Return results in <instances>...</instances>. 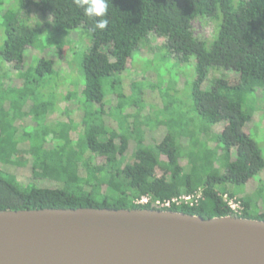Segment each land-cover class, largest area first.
<instances>
[{"label": "trees", "instance_id": "1", "mask_svg": "<svg viewBox=\"0 0 264 264\" xmlns=\"http://www.w3.org/2000/svg\"><path fill=\"white\" fill-rule=\"evenodd\" d=\"M106 3L104 16L89 18L75 0L35 2L37 11L51 20L48 38L55 49L49 48L51 53L45 49L33 66H26L34 58L27 61V52L38 45L45 28L42 24L29 25L21 16L32 1L21 0L20 6L4 11L5 39L0 50V210L161 209L154 205L156 200L201 190L199 204L174 205L168 210L207 219L232 215L264 220V207L253 217L249 213L250 201L242 196V215L234 214L224 201L225 195L236 196L228 184L245 185L264 171L263 150L249 130L259 102L258 90L264 92V0ZM200 17L219 23L212 41L194 35L193 21ZM100 19L108 20L103 30L94 26ZM79 28L91 32L92 45L82 60L84 83L65 96V100L77 101L83 113L81 129L74 139L71 134L77 126L73 118L57 119L51 125L47 122L57 97L55 93L49 96L48 87L57 75L54 53L61 57L66 53L61 36ZM152 34L166 39V54L176 61H195L192 98L194 111L203 120L199 130L205 135L213 131V126L224 123L209 141L197 139L185 124L180 132L172 128L161 141L150 143L145 130L134 122L128 123L132 116L124 115V109L128 105L143 106L144 82L134 81L132 94L127 96L121 74ZM217 70L232 72L237 80L216 77L204 89L210 74ZM109 96L116 100L113 112L106 108ZM169 108L165 104L167 111ZM64 114L69 116L70 109ZM112 114L122 117L117 118L118 128L106 124L104 116ZM185 135L189 137L187 146L181 141ZM131 141H135L136 148L132 159L126 161ZM183 158L188 160V170L181 163ZM25 167L30 168L31 175L20 179L16 170ZM143 196H150L151 201L137 203Z\"/></svg>", "mask_w": 264, "mask_h": 264}, {"label": "water", "instance_id": "2", "mask_svg": "<svg viewBox=\"0 0 264 264\" xmlns=\"http://www.w3.org/2000/svg\"><path fill=\"white\" fill-rule=\"evenodd\" d=\"M0 264H264V220L141 208L0 210Z\"/></svg>", "mask_w": 264, "mask_h": 264}, {"label": "rangeland", "instance_id": "3", "mask_svg": "<svg viewBox=\"0 0 264 264\" xmlns=\"http://www.w3.org/2000/svg\"><path fill=\"white\" fill-rule=\"evenodd\" d=\"M0 50L3 47L5 39V25L3 14L8 8L20 6L21 0H0ZM32 4H28L21 12V16L29 25L35 26L42 24L45 28L44 35L37 41L38 45L34 49L27 52L26 60L30 61L33 57L32 64L27 63L26 66L35 65L36 59L40 57L44 50L55 49L50 45L48 35L52 30L50 18L42 16L36 9L34 4L38 0H30ZM2 13V14H1ZM219 23L209 18H197L193 21V31L197 38L212 41ZM63 50L66 53H54L57 57L56 70L57 75L52 80V84L48 87L50 90V97L57 95L54 102V108L47 114V122L51 125L57 119L67 121L69 117L73 118L77 126L76 130L72 132V137H78L79 129H81V117L83 115L80 105L77 101L65 100V96L70 92L77 90L84 83L82 75V60L88 49L92 45V34L86 28H79L69 32L68 35H62L60 38ZM166 39L152 34L148 40L140 45V49L136 52L133 59L130 61L129 68L121 74L123 87L127 96H131V85L134 81L144 82L145 101L141 108L135 106H127L124 109L125 114H131L132 119L128 123H136L139 127L146 131L147 142L154 143L161 141L170 129L178 132L183 126L187 124L189 131L194 132L197 139L208 140L212 138L214 133L220 131L224 123L213 126V131L201 134L199 126L202 125L203 120L194 111V102L192 98L194 81L196 79L195 61L194 63H181L176 61L174 57L166 54L164 45ZM51 46V47H50ZM164 49V50H163ZM51 50H48V53ZM167 57H166V55ZM43 56V55H42ZM194 60V59H193ZM6 64V63H5ZM4 64V65H5ZM1 66V62H0ZM6 66V65H5ZM8 67V65H7ZM6 70L2 74H5ZM225 76L230 81L237 80V75L232 72L213 71L210 74L209 81H207L203 88L207 89L210 85V80ZM161 83L160 86L158 84ZM161 87V88H160ZM257 96L259 98L258 106L254 114L252 123L249 129L252 137L258 141L264 153V92L258 90ZM165 99V102H164ZM109 104L106 106L108 112L115 111L116 100L109 96ZM169 104V111L165 109V104ZM66 109H70V115L64 114ZM114 115H106L104 119L110 128H118L119 120ZM120 119V120H121ZM167 122V123H166ZM149 123L148 125H146ZM162 123V124H161ZM78 130V131H77ZM22 133V132H21ZM20 133V134H21ZM196 140V138H195ZM181 141L187 146L189 144V137L183 136ZM25 146V144L23 145ZM135 141H131L127 153L126 161L132 159L135 151ZM182 165L189 169L188 160L181 159ZM220 164V161L218 160ZM16 173L19 178H25L31 175L29 167L17 168ZM227 188L236 194L235 197L242 196L250 201L249 213L256 217L261 207H264V171L245 185L228 184ZM242 201V200H241Z\"/></svg>", "mask_w": 264, "mask_h": 264}, {"label": "built area", "instance_id": "4", "mask_svg": "<svg viewBox=\"0 0 264 264\" xmlns=\"http://www.w3.org/2000/svg\"><path fill=\"white\" fill-rule=\"evenodd\" d=\"M202 197L201 190L197 191L196 193L191 194H183L180 196H175L171 199L167 200H156L154 202V205L157 208H161L160 210H168L169 208L173 207L174 205L181 206V205H190L194 206L199 204V200ZM151 201L150 196H143L140 200L137 201V203L140 204H148ZM224 201L228 204V206L232 209L234 214L236 215H242L244 213V205L243 201L238 199V197H231L229 195L224 196Z\"/></svg>", "mask_w": 264, "mask_h": 264}, {"label": "clouds", "instance_id": "5", "mask_svg": "<svg viewBox=\"0 0 264 264\" xmlns=\"http://www.w3.org/2000/svg\"><path fill=\"white\" fill-rule=\"evenodd\" d=\"M75 3L84 9V14L91 17H102L106 14L107 3L106 0H75ZM108 20L100 19L95 21V28L103 30L107 27Z\"/></svg>", "mask_w": 264, "mask_h": 264}]
</instances>
